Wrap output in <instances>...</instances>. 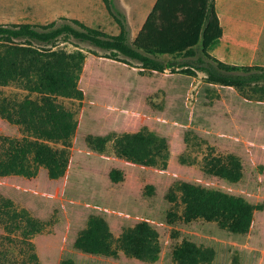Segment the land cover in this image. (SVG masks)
<instances>
[{"label":"rangeland","instance_id":"374dc122","mask_svg":"<svg viewBox=\"0 0 264 264\" xmlns=\"http://www.w3.org/2000/svg\"><path fill=\"white\" fill-rule=\"evenodd\" d=\"M25 1L15 0V3L23 5ZM128 1L140 3L139 12L147 10L144 4L147 0ZM222 1L229 6L232 3V0ZM114 4L126 17L131 40L132 30L122 2L114 0ZM257 7L254 19L260 21ZM38 9L43 12L31 11L24 19L46 23L65 16L78 18L108 34L119 31L102 0H44ZM224 22L229 25L227 20ZM56 48L68 52L81 50L86 54L79 80L83 100L51 98L59 107L71 111L78 123L72 138L70 163L65 176L58 180L48 179L44 169L32 179L0 177V195L14 203L0 205V264H35L30 256L37 240L60 233L64 241L58 246L55 264L68 259L74 264H146L123 255L108 258L75 252L72 246L75 235L92 214L103 217L116 235L124 227L142 220L151 224L159 233L161 245V256L155 264H172V248L183 239L212 247L215 250L212 264H264V209L256 212L250 232L243 236L220 232L213 223L168 224L166 220L169 210L178 214L183 210L176 188L183 181L243 196L264 208V102L253 101L264 98V84L234 89L209 83L206 74L199 71L194 76L165 72L141 77L136 67L103 57L108 52L89 43L63 37ZM120 57L138 66L136 61ZM256 60L264 61V56L258 53ZM26 99L41 103L40 95L30 94L18 84L0 85V103L9 110L16 109ZM143 127L166 140L169 158L165 168L143 167L117 159L115 137L102 154L92 151L85 142L87 134L120 135ZM0 135L14 137L17 141L14 143L20 147L33 139L1 118ZM9 145L8 141L4 142L1 153ZM50 145L61 148L56 143ZM228 153L239 156L243 165V176L237 183L203 171L207 163L219 157L224 159L222 155ZM22 163L29 165L28 156ZM112 167L123 172V182L113 184L108 179ZM170 191L176 197L175 203L167 199ZM23 207L43 224L35 222ZM173 229L178 231L177 238L170 237ZM37 231L40 233L36 234ZM38 242L46 247L45 255L52 258L51 244L41 239ZM48 263L52 264L53 260Z\"/></svg>","mask_w":264,"mask_h":264},{"label":"trees","instance_id":"16d2710c","mask_svg":"<svg viewBox=\"0 0 264 264\" xmlns=\"http://www.w3.org/2000/svg\"><path fill=\"white\" fill-rule=\"evenodd\" d=\"M102 2L119 26L116 35L67 17L44 24H0V85L18 84L30 94L41 96V103L26 99L12 111L0 103V118L33 138L20 147L14 143L17 142L14 137L0 135V177L32 179L40 169H44L50 180H58L66 174L78 123L71 111L59 107L51 98L83 100L79 80L86 54L81 50L57 49L60 38H73L104 49L108 53L103 57L136 67L141 77L165 72L194 76L199 71L206 74L209 83L224 87L241 89L250 84H264L263 66L227 64L209 54L222 37L215 0H156L133 41L129 39L126 17L117 10L114 0ZM120 55L136 61L138 66ZM253 101L264 102V98ZM114 137V157L117 159L143 167L167 166L169 147L166 140L147 127L120 135L87 134L85 142L92 151L102 154ZM6 141L10 145L1 153ZM50 143L59 144L61 148H53ZM27 156L29 165L24 166L22 162ZM222 156L224 159L219 157L207 163L203 171L230 183L239 182L243 176L240 157L233 153ZM159 161L163 164L159 165ZM107 177L113 184L124 181L123 172L116 167L109 170ZM176 188L183 210L179 214L169 210L166 214L168 224L203 221L215 224L220 232L243 236L250 232L256 212L264 209L263 205L254 204L243 196L189 182H178ZM167 199L176 202L173 191L167 194ZM0 205L14 203L0 195ZM22 209L35 222L43 224L27 208ZM177 235L175 229L170 233L171 238H177ZM40 239L51 244L52 258L45 255L46 247L39 244ZM62 241L61 233L53 238H39L30 258L35 264H51L48 261L52 260L55 264ZM72 246L82 255L108 258L123 255L146 264H155L161 256L159 233L147 221L126 226L116 235L103 217L94 214L89 215L85 226L77 232ZM171 259L172 264H212L215 250L183 239L173 246ZM60 264L74 263L68 259Z\"/></svg>","mask_w":264,"mask_h":264},{"label":"crops","instance_id":"0c3cea01","mask_svg":"<svg viewBox=\"0 0 264 264\" xmlns=\"http://www.w3.org/2000/svg\"><path fill=\"white\" fill-rule=\"evenodd\" d=\"M120 1L126 11L128 24L132 30L131 41H133L156 0L144 2L147 5V10L144 12H139L137 9V7L142 6L140 3L134 4L128 0ZM41 2L44 3V0H26L23 5H17L15 0H0V15L2 17L0 24L34 23L24 18L29 16L31 11L43 12V10L38 9L41 7ZM150 6L151 10H149ZM256 6L261 12L260 21L254 19ZM215 10L222 27V37L218 45L209 51V54L227 64L264 67L263 60H256L258 53L264 56V43L262 42L264 36V0H232L230 6L222 0H215ZM225 20L228 21L229 25L225 24ZM118 33L119 31L116 34Z\"/></svg>","mask_w":264,"mask_h":264}]
</instances>
